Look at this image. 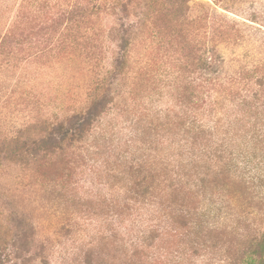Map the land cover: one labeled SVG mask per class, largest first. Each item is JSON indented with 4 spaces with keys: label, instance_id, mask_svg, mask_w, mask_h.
I'll return each mask as SVG.
<instances>
[{
    "label": "rangeland",
    "instance_id": "obj_1",
    "mask_svg": "<svg viewBox=\"0 0 264 264\" xmlns=\"http://www.w3.org/2000/svg\"><path fill=\"white\" fill-rule=\"evenodd\" d=\"M163 1L0 0V138L114 95L95 141L0 172L2 264H260L264 0Z\"/></svg>",
    "mask_w": 264,
    "mask_h": 264
},
{
    "label": "trees",
    "instance_id": "obj_2",
    "mask_svg": "<svg viewBox=\"0 0 264 264\" xmlns=\"http://www.w3.org/2000/svg\"><path fill=\"white\" fill-rule=\"evenodd\" d=\"M140 1L142 2H139V0H126V3H121L122 11H131L135 18L138 15L134 14V12L138 11L141 17H145L142 12V9H147L145 0ZM185 1L164 0L163 2L166 3L162 4L174 7V3H178L181 6L182 2ZM152 10L155 11V9ZM141 17L137 20H126L128 23L121 25L123 32L121 39L126 41L125 35L135 33L137 29L143 26L145 18L142 19ZM2 45L3 40L0 41V47ZM119 63L122 62L119 61ZM110 91L111 86L109 88H101L85 110L68 114H55L49 119L38 120L25 128L15 130L9 136L1 137L0 172L4 168L12 167L28 172L32 164L43 157L61 154L66 149L77 147L85 141H95L96 137L100 135L97 130H102L101 116L104 115L108 106L114 104V95ZM191 122V127L185 128L187 131L200 130V132H203L204 127L198 124L200 123L198 120L193 119ZM216 155L219 157L218 153ZM232 160L234 161L233 165L244 172L243 175L247 185L256 183L254 187H257L263 182L259 176L256 177L252 174V162L247 156H245V159L232 158ZM6 244L7 241L0 237V264H2V256L5 258L8 256V250L4 247ZM231 247L233 246L231 245ZM239 249H241L239 251L248 252L258 257L260 264L264 263V230L260 229L259 236H251L250 239L245 241V245ZM232 251L236 253L237 250L233 249Z\"/></svg>",
    "mask_w": 264,
    "mask_h": 264
}]
</instances>
